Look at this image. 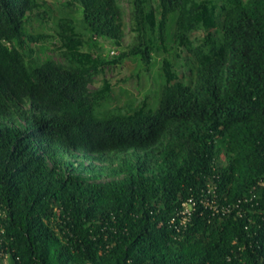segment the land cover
<instances>
[{
	"label": "trees",
	"instance_id": "obj_1",
	"mask_svg": "<svg viewBox=\"0 0 264 264\" xmlns=\"http://www.w3.org/2000/svg\"><path fill=\"white\" fill-rule=\"evenodd\" d=\"M64 5L0 0V264H264V0ZM126 18L133 42L109 60L97 40L121 45ZM50 37L60 60L29 47ZM182 49L188 74L163 58L155 96L125 110L90 89ZM209 187L242 200L215 211Z\"/></svg>",
	"mask_w": 264,
	"mask_h": 264
},
{
	"label": "rangeland",
	"instance_id": "obj_2",
	"mask_svg": "<svg viewBox=\"0 0 264 264\" xmlns=\"http://www.w3.org/2000/svg\"><path fill=\"white\" fill-rule=\"evenodd\" d=\"M48 1L52 4L53 16L64 15L65 11H68L64 5L65 0ZM121 5L123 6L124 10L123 15L124 17H127V4L123 2ZM75 17L78 19V12L75 13ZM126 23L127 26L124 29L123 40L121 41V45L118 47L114 46L110 41L104 39L97 40L99 46L101 47L100 50H98V53H100L103 57H108L109 60H112L114 56L126 51L127 48L132 44L133 33L129 29L127 18ZM45 30L48 32L46 27ZM57 45L58 41L56 37H50L40 41L39 43L30 44L29 47L32 49L34 55L38 56L39 58L52 57L56 60H60L61 55L57 50ZM111 49H114L113 53H109ZM186 54L187 52L184 49L167 53L162 52L160 54L153 53L154 65L147 72L139 71L140 68L137 64V61L133 57H128L121 64L106 66L102 73L97 74L93 78L90 89H98L103 87L104 83H108L111 88H113L114 92L111 93V97L107 100L105 107L108 109L120 107L121 110H125L128 107L126 105L127 99L131 96L134 98L133 102L135 104L145 95L148 98L155 96V93L159 89V79L157 77V72L159 71L160 63L163 58L170 59L174 64L175 70L179 74H188L189 68L185 58ZM113 163H115V158L111 159L110 154H105L104 159L100 164L110 165Z\"/></svg>",
	"mask_w": 264,
	"mask_h": 264
},
{
	"label": "built area",
	"instance_id": "obj_3",
	"mask_svg": "<svg viewBox=\"0 0 264 264\" xmlns=\"http://www.w3.org/2000/svg\"><path fill=\"white\" fill-rule=\"evenodd\" d=\"M207 192H209L211 194L210 198L208 196H206L205 194H202L201 197L198 199V202L200 204H202L203 206H209L211 209L215 210V211H219L221 213H228L230 212L231 206H233L235 203L240 202L242 199L237 198L235 201H233L234 204L232 203H226V202H221L218 205L217 202V193L215 191L214 187H209ZM244 200H247V198H243ZM249 199H251L249 197ZM196 208V200L192 199L191 197H189L187 200H183L180 204V207L177 209V215H181V220L180 222L183 224L185 223L187 220H189L190 215L192 214V212L195 211Z\"/></svg>",
	"mask_w": 264,
	"mask_h": 264
},
{
	"label": "clouds",
	"instance_id": "obj_4",
	"mask_svg": "<svg viewBox=\"0 0 264 264\" xmlns=\"http://www.w3.org/2000/svg\"><path fill=\"white\" fill-rule=\"evenodd\" d=\"M112 53L114 52V50L113 51H111Z\"/></svg>",
	"mask_w": 264,
	"mask_h": 264
}]
</instances>
